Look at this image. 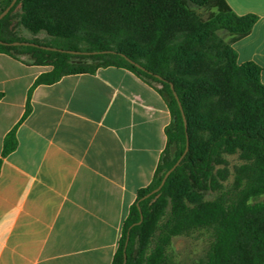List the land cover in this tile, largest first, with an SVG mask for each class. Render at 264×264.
Wrapping results in <instances>:
<instances>
[{
  "label": "trees",
  "instance_id": "obj_1",
  "mask_svg": "<svg viewBox=\"0 0 264 264\" xmlns=\"http://www.w3.org/2000/svg\"><path fill=\"white\" fill-rule=\"evenodd\" d=\"M11 2L9 0L6 8ZM19 3L22 12L18 23L32 32L45 30L65 41L73 40L80 33L105 34L114 37L117 45L116 49L101 45L90 52L73 54L0 44V53L20 59L29 52L33 65L52 68L37 78L33 88L54 84L68 75L94 74L110 66L127 68L149 84L150 78L163 85L159 92L167 101L173 119L167 129L168 146L163 155L173 140L171 129L182 142L180 155L167 166L163 165L162 155L153 181L139 191L124 223L113 264H124L125 254L126 264H144L143 258L155 232L160 230L158 223L169 199L180 206V210L187 203L194 204L191 214L195 224L211 218L220 229L229 211L245 208L246 211L232 221V238L219 234L214 258L217 257L218 264H264V203L251 205L248 202L264 194L263 69L253 61L240 64L234 49L236 42L251 33L258 15H238L227 0H18L16 5ZM11 12L0 21V40L29 42L6 36ZM220 31L231 34V40L224 42L218 35ZM43 46L81 52L71 43L67 45L62 41ZM105 56L117 59L116 63L92 65L75 61L98 60ZM171 84L186 116L187 131ZM30 111L28 103L25 116ZM196 132L208 133L209 141L194 142L192 135ZM187 134V155L161 190L150 195L184 153ZM17 144L16 131H13L5 139L3 156L15 150ZM237 153L244 161L236 169L233 188L242 195L240 199L225 193L212 202H204L201 191L220 188L218 178L224 171H218L217 167L226 166V156ZM174 220L177 223L157 241V248L147 257V264L163 258L164 247L170 244L171 237L183 233L182 215Z\"/></svg>",
  "mask_w": 264,
  "mask_h": 264
},
{
  "label": "crops",
  "instance_id": "obj_2",
  "mask_svg": "<svg viewBox=\"0 0 264 264\" xmlns=\"http://www.w3.org/2000/svg\"><path fill=\"white\" fill-rule=\"evenodd\" d=\"M227 2L259 17L234 49L262 67L264 84V0ZM51 69L0 53V264H113L168 146L171 111L122 67L33 88ZM13 131L17 147L3 156Z\"/></svg>",
  "mask_w": 264,
  "mask_h": 264
},
{
  "label": "rangeland",
  "instance_id": "obj_3",
  "mask_svg": "<svg viewBox=\"0 0 264 264\" xmlns=\"http://www.w3.org/2000/svg\"><path fill=\"white\" fill-rule=\"evenodd\" d=\"M9 0H0V13H2L8 4ZM16 5V4H15ZM199 12H203L201 9H197ZM22 12V5L19 3L16 5L11 12V20L8 22L6 35L8 38H13V40L20 41H29L35 42L41 45H53L59 44L60 41L67 43L71 46H76L81 52H90L99 48L101 45L108 47L109 49H116L117 45L115 44L114 37H109L104 35H90L87 33H80L73 40H64L59 39L55 36L50 35L47 31L42 30L39 32H32L29 29L23 27L18 23L19 15ZM219 37L224 42H229L231 40V34L227 31H220L218 33ZM98 40H102V42H97ZM73 41V42H70ZM26 52L20 57L31 63V55ZM77 62H83L86 64L92 65H105L109 63H116L117 59L105 56L100 57L98 60L84 59L77 60ZM145 62V59H142ZM150 84L154 86L158 91L163 89V85L154 79H148ZM167 102V101H166ZM173 134V140L170 146L168 147L166 153L163 155V165H170L176 160L178 157L180 148L182 147V142L175 137L174 129H171ZM196 135H192L194 142H208L210 139V135L208 133L201 134L200 132H196ZM182 156V155H181ZM180 156V157H181ZM179 157V159H180ZM227 165H221L217 167L218 171L223 172L218 178V186L220 187L217 190H204L201 191L204 197V202H212L219 195L228 193V195L233 199H240L242 196L240 192L234 188L235 178H236V169L237 167L244 164V161L241 160L240 155H228L226 156ZM165 166V167H166ZM220 169V170H219ZM164 171V169H163ZM162 173V171H161ZM245 187V186H243ZM155 201V200H153ZM249 204L256 203H264V194L259 197H252L249 201ZM245 204H243L244 206ZM175 206V207H174ZM180 206H177L170 199L168 200V205L165 209L164 215L160 218L158 223V228L154 234V237L151 239L150 244L148 246V251L143 258L144 264H147L148 256H150L154 250L157 248V241L165 235L170 228L175 226L177 223L174 219L182 215L184 218V224L182 228V234L173 236L170 239V244L164 247V255L161 259H156L152 264H218L216 258L214 256L217 254L216 247L218 245L219 234H225L228 238H232L234 235L232 230V221L237 217V215L242 214L246 211L245 208L242 210L239 208L237 210L229 211L228 215H225V224L222 229L218 228V225L214 223V221L210 218L205 219L201 222V224L194 223V215L191 214L193 210H195V205L191 203H187L184 209H179ZM212 212V210H209ZM195 214V213H193ZM199 225V226H197ZM217 256V255H216ZM219 258V257H218ZM148 260V261H147Z\"/></svg>",
  "mask_w": 264,
  "mask_h": 264
},
{
  "label": "water",
  "instance_id": "obj_4",
  "mask_svg": "<svg viewBox=\"0 0 264 264\" xmlns=\"http://www.w3.org/2000/svg\"><path fill=\"white\" fill-rule=\"evenodd\" d=\"M18 0H12V2L10 3V5L0 14V21L9 14V12L12 10V8L15 6V4L17 3ZM0 44L2 45H13V46H19V45H26V46H34V47H38V48H42V49H47V50H51V51H60V52H68V53H73V54H81L82 52H76V51H66V50H62V49H58V48H54V47H47V46H43V45H39V44H36V43H30V42H13V43H5L3 41L0 40ZM84 54V53H83ZM130 63H132L133 65H135L136 67L142 69V70H145V68L143 66H141L139 63H136L135 61L127 58L125 55H123ZM158 78H160L158 76ZM171 88L174 92V95L179 103V107L181 109V112H182V115H183V119H184V125H185V130L187 131L188 129V124H187V119H186V116L184 114V111H183V108L181 106V103L179 102V97L177 96L176 92H175V89H174V85L171 84ZM189 151V136L187 134V146H186V149L184 151V153L182 154V156L180 157V159L176 162V164L169 170L167 171V173L165 174L162 182H161V185L156 189L154 190L150 195L154 194V193H157L161 190V188L165 185L166 183V180L167 178L170 176V174L178 167L180 166V164L182 163L183 159L185 158V156L187 155ZM148 195V196H150ZM138 207H139V204H138ZM140 209V207H139ZM143 217L141 218V221H142ZM140 221V222H141ZM127 263V255L125 254V257H124V264Z\"/></svg>",
  "mask_w": 264,
  "mask_h": 264
}]
</instances>
